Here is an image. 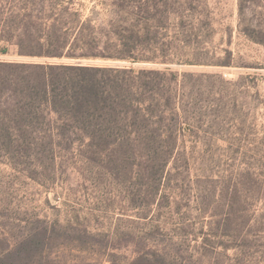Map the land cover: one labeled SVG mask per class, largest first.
Masks as SVG:
<instances>
[{
	"label": "rangeland",
	"instance_id": "1",
	"mask_svg": "<svg viewBox=\"0 0 264 264\" xmlns=\"http://www.w3.org/2000/svg\"><path fill=\"white\" fill-rule=\"evenodd\" d=\"M147 1L153 3L73 0V6L83 19L95 15L129 35L138 18L126 9ZM172 5L191 15L194 30L181 41L169 23L159 35L158 56L165 44L175 46L168 57L186 109L170 159L0 145L1 251L42 242L50 253L43 264H148L146 254L168 264H264V0ZM0 59L41 62L16 54Z\"/></svg>",
	"mask_w": 264,
	"mask_h": 264
},
{
	"label": "trees",
	"instance_id": "2",
	"mask_svg": "<svg viewBox=\"0 0 264 264\" xmlns=\"http://www.w3.org/2000/svg\"><path fill=\"white\" fill-rule=\"evenodd\" d=\"M151 1L126 9L138 18L126 35L115 23L99 24L95 15L83 19L73 0H0V55L41 60L0 59V145L150 152L170 159L186 109L171 68L175 60L168 57L175 46L165 44L158 56L159 35L172 23L177 38L187 41L194 19L172 5L183 0ZM94 59L130 65L78 62ZM145 62L165 67L135 66ZM49 255L45 243L22 242L0 250V264L6 257L16 259L12 264H43ZM141 257L168 264L162 255Z\"/></svg>",
	"mask_w": 264,
	"mask_h": 264
}]
</instances>
